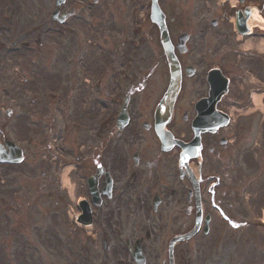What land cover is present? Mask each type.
Segmentation results:
<instances>
[{"label":"flooded vegetation","instance_id":"1","mask_svg":"<svg viewBox=\"0 0 264 264\" xmlns=\"http://www.w3.org/2000/svg\"><path fill=\"white\" fill-rule=\"evenodd\" d=\"M99 1L65 0L60 9L71 12L62 24ZM131 2V25L122 23L125 35L111 47L116 62L92 71L93 83L81 81V98L72 93L76 76L67 89L65 108L72 110L60 130L64 142L58 151H41L47 164L34 152L31 199L42 195L56 204L53 221L62 228L48 229L49 250H62L63 264H264V55L231 42L211 54L213 36L195 35L213 20L204 13L210 4L180 15L161 0L167 27L189 34L186 51L174 49L181 79L164 110L167 61L161 51L151 63L145 44L152 23ZM252 7L263 12L264 0H239L212 13L228 24ZM101 13L104 22L108 14ZM100 48L96 57L108 62ZM254 94L261 107L246 114Z\"/></svg>","mask_w":264,"mask_h":264},{"label":"rangeland","instance_id":"2","mask_svg":"<svg viewBox=\"0 0 264 264\" xmlns=\"http://www.w3.org/2000/svg\"><path fill=\"white\" fill-rule=\"evenodd\" d=\"M219 1L166 0V7L168 11L181 15L186 10L191 14L189 6L201 5L207 9L210 4L209 14L204 12L210 19L215 17L213 8L219 10L226 5H219ZM136 2L140 3V13L148 7L146 0ZM85 3L90 2L85 0ZM130 3L131 0H101L98 5L81 10L78 18L70 19L67 24H57L49 18L53 0H0V137L16 141L26 154V160L18 165H0V264L64 263L62 250L54 252L48 248V229L62 230L53 221V205L56 204L42 198V195L36 202L31 199L29 181L36 174L33 160L37 156L34 157V152L38 151L39 159L47 164V156L41 151L52 148L58 151L60 143L64 142L60 130L64 123H68L66 110H72L65 108L66 93L67 89L74 88L71 85L75 84L76 76L78 90L72 93L74 96L76 92L77 98H81V81L93 83L95 76L92 71L100 64L105 68L106 63L116 62L111 47L117 44L115 36L125 35L122 23L127 22V27L131 25ZM117 5L121 6V15H117ZM103 9L107 12L105 15L108 14L104 22L100 16ZM92 12H95L93 19L89 15ZM133 14L135 19L137 10ZM215 19L216 25L207 22L203 27H197L195 32V35L202 31L203 35L213 36L211 54H219L223 44L231 42L232 48L237 45L228 24L218 16ZM260 22V16L255 14L254 22L250 24ZM69 26L74 33L68 31ZM178 29L176 25L168 28L171 39ZM182 29L192 30L188 27ZM147 35H152V40L145 44V49L151 52L152 63L155 61L153 53L162 51L153 24ZM197 43L196 37L189 43L192 54L197 53L191 48ZM100 46L109 52L108 62L103 56L96 57L101 51ZM70 49L76 54L70 55ZM202 51L207 49L202 48ZM262 76L264 84V72ZM108 84H111V79ZM258 84H262L261 81ZM52 94L60 96L53 98ZM2 179L7 181L6 184ZM12 196H17L16 203L12 202Z\"/></svg>","mask_w":264,"mask_h":264},{"label":"water","instance_id":"3","mask_svg":"<svg viewBox=\"0 0 264 264\" xmlns=\"http://www.w3.org/2000/svg\"><path fill=\"white\" fill-rule=\"evenodd\" d=\"M62 0H56V4L61 3ZM56 10L53 13L52 18H55ZM151 18L159 27L160 30V40L163 45V49L168 61L169 65V72H170V82L169 87L164 95V98L162 99V102L164 104L167 103L168 100H172L178 86H179V80H180V72L178 63L176 60V57L173 53V47L171 45L169 35L167 32V28L163 22V14L159 10V7L157 5V0H153L152 5V15ZM61 20V19H60ZM240 22L236 21V28L238 32L240 33H246L248 31L247 27L245 26V23L242 22V28H240ZM187 38L185 33H182L178 36L177 39V46L180 47L182 45V42ZM22 159V154L20 149L12 142V141H5L3 145L0 144V162H19Z\"/></svg>","mask_w":264,"mask_h":264},{"label":"bare ground","instance_id":"4","mask_svg":"<svg viewBox=\"0 0 264 264\" xmlns=\"http://www.w3.org/2000/svg\"><path fill=\"white\" fill-rule=\"evenodd\" d=\"M64 180H65V183L68 185L69 182L67 180V177H65Z\"/></svg>","mask_w":264,"mask_h":264}]
</instances>
